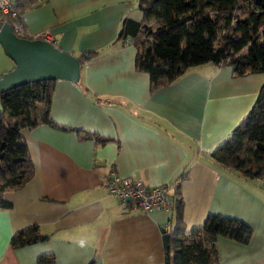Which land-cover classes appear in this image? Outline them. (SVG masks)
Here are the masks:
<instances>
[{
	"label": "crops",
	"instance_id": "1",
	"mask_svg": "<svg viewBox=\"0 0 264 264\" xmlns=\"http://www.w3.org/2000/svg\"><path fill=\"white\" fill-rule=\"evenodd\" d=\"M137 2L38 0L25 10L29 35L48 32L54 46L75 56L100 54L80 67L88 95L77 83L55 80L49 117L66 129L20 130L34 174L3 194L12 206L0 209V264H39L43 254L50 264H165L171 210L147 214L121 204L106 185L112 173L171 191L175 185L186 232L209 213L243 220L251 239L219 236L218 264H264V177L246 179L208 157L249 112L264 73L236 77L229 66L205 63L151 93L147 73L135 69V47L115 43L124 17L140 20ZM73 128L109 140L83 138ZM30 225L45 239L12 248V235Z\"/></svg>",
	"mask_w": 264,
	"mask_h": 264
},
{
	"label": "trees",
	"instance_id": "2",
	"mask_svg": "<svg viewBox=\"0 0 264 264\" xmlns=\"http://www.w3.org/2000/svg\"><path fill=\"white\" fill-rule=\"evenodd\" d=\"M38 0H16L17 16L7 19L17 36L33 39L26 32L23 14ZM139 21L124 17L115 43L135 47L134 66L147 73L149 90L171 84L194 66L213 63L229 66L233 76L264 73V0H138ZM152 21H158L154 26ZM17 23L23 32L14 30ZM99 51H81L80 67L97 58ZM55 80H37L0 93V209L11 208L6 191L23 187L34 174L27 143L20 134L47 124L66 129L49 117ZM78 85L88 95L89 90ZM70 129V128H69ZM83 138L104 143L108 137L96 136L79 128ZM208 157L246 179L264 177V81L249 112L231 134ZM184 174L177 176V179ZM170 224L162 234L165 264H218L217 238L230 237L246 244L253 229L243 220L220 213H209L199 227L185 231L183 201L178 189L172 190ZM38 225L15 232L12 248L45 239ZM50 255H39L37 263L50 264Z\"/></svg>",
	"mask_w": 264,
	"mask_h": 264
},
{
	"label": "water",
	"instance_id": "3",
	"mask_svg": "<svg viewBox=\"0 0 264 264\" xmlns=\"http://www.w3.org/2000/svg\"><path fill=\"white\" fill-rule=\"evenodd\" d=\"M0 44L14 62L0 75V93L37 80L77 83L80 78V62L74 54L38 38L17 36L8 22L0 27Z\"/></svg>",
	"mask_w": 264,
	"mask_h": 264
},
{
	"label": "built area",
	"instance_id": "4",
	"mask_svg": "<svg viewBox=\"0 0 264 264\" xmlns=\"http://www.w3.org/2000/svg\"><path fill=\"white\" fill-rule=\"evenodd\" d=\"M15 4L16 0H0V27L4 22H8L7 19L11 20L17 16ZM13 27L15 31L23 32L17 23H13ZM35 36L52 45L56 44V40L48 32H41ZM106 185L110 193L116 196L121 204L132 203L147 214L172 209L173 196L171 186L167 184L146 186L138 178L112 173L107 176Z\"/></svg>",
	"mask_w": 264,
	"mask_h": 264
},
{
	"label": "rangeland",
	"instance_id": "5",
	"mask_svg": "<svg viewBox=\"0 0 264 264\" xmlns=\"http://www.w3.org/2000/svg\"><path fill=\"white\" fill-rule=\"evenodd\" d=\"M157 23H158V21H152L151 22V24L154 26ZM13 66H14V62L7 56V54L5 53V51L3 50V48L0 44V68H4V71H2V72L4 73L6 71H9ZM2 72H1V74H2ZM0 108H1V104H0Z\"/></svg>",
	"mask_w": 264,
	"mask_h": 264
}]
</instances>
